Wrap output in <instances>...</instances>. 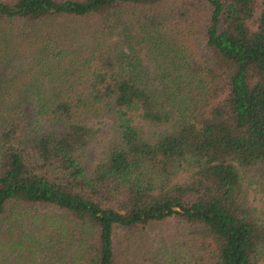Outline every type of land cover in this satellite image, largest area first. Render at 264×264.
I'll return each instance as SVG.
<instances>
[{
    "label": "trees",
    "instance_id": "obj_1",
    "mask_svg": "<svg viewBox=\"0 0 264 264\" xmlns=\"http://www.w3.org/2000/svg\"><path fill=\"white\" fill-rule=\"evenodd\" d=\"M252 171L264 0H0V264H261Z\"/></svg>",
    "mask_w": 264,
    "mask_h": 264
},
{
    "label": "rangeland",
    "instance_id": "obj_2",
    "mask_svg": "<svg viewBox=\"0 0 264 264\" xmlns=\"http://www.w3.org/2000/svg\"><path fill=\"white\" fill-rule=\"evenodd\" d=\"M93 128L95 134L92 136L90 144L86 147L82 157L83 167L87 173L93 169L105 144L114 137L112 124L109 120L97 121ZM254 174V171L247 174V178L253 181L251 184L245 182L248 198L250 204L257 208L258 214L264 217V191L261 190ZM187 176L188 173L182 172L179 173L177 179L184 180ZM261 264H264V260H262Z\"/></svg>",
    "mask_w": 264,
    "mask_h": 264
}]
</instances>
